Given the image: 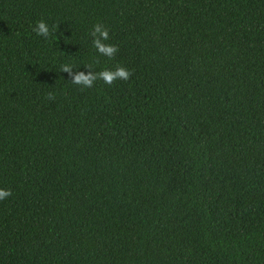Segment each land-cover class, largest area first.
<instances>
[{
  "label": "trees",
  "instance_id": "1",
  "mask_svg": "<svg viewBox=\"0 0 264 264\" xmlns=\"http://www.w3.org/2000/svg\"><path fill=\"white\" fill-rule=\"evenodd\" d=\"M0 189V264H264V0H0Z\"/></svg>",
  "mask_w": 264,
  "mask_h": 264
},
{
  "label": "clouds",
  "instance_id": "2",
  "mask_svg": "<svg viewBox=\"0 0 264 264\" xmlns=\"http://www.w3.org/2000/svg\"><path fill=\"white\" fill-rule=\"evenodd\" d=\"M33 30L44 37L49 35V27L43 20L39 21ZM91 35L94 37L93 45L101 55L109 59L115 57L118 47L104 42L109 39V31L106 27L99 23L96 24ZM88 67L91 68L90 65ZM72 69L71 65H62V72L69 73L71 82L84 88L92 87L97 80H102L105 84L111 85L117 80H128L132 75L131 71L124 66H117L115 69H104L99 72L89 71L88 73L83 71L73 73ZM48 98L54 99L55 97L52 93H48ZM10 195V189H0V200Z\"/></svg>",
  "mask_w": 264,
  "mask_h": 264
}]
</instances>
